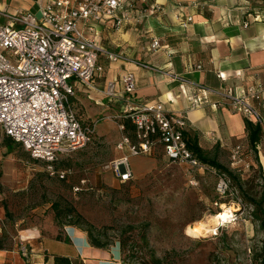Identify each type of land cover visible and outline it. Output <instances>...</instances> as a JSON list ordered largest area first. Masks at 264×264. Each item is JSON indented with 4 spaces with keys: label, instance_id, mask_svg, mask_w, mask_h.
<instances>
[{
    "label": "rangeland",
    "instance_id": "obj_1",
    "mask_svg": "<svg viewBox=\"0 0 264 264\" xmlns=\"http://www.w3.org/2000/svg\"><path fill=\"white\" fill-rule=\"evenodd\" d=\"M94 99L91 91H83L71 101L81 121L95 126V134L85 148L54 163V171L70 170L64 180L49 175L44 162L32 159L0 129V248H27L25 230L47 232L70 225L106 246H119L122 264H258L255 255L264 231L251 200L264 197L259 151L245 147L243 164L236 166L231 165L230 148L211 151L210 157L246 183L240 192L236 180L225 175L231 190L222 197L216 193L220 173L169 162L158 146L152 156L137 157L142 162L131 163L132 177L122 182L105 166L122 156L116 149L121 137L135 142L134 133L119 129L125 124L118 118L120 107L106 101L97 106ZM223 206L239 216L218 227L212 216L223 212ZM200 224L214 231L198 238L187 234Z\"/></svg>",
    "mask_w": 264,
    "mask_h": 264
},
{
    "label": "built area",
    "instance_id": "obj_2",
    "mask_svg": "<svg viewBox=\"0 0 264 264\" xmlns=\"http://www.w3.org/2000/svg\"><path fill=\"white\" fill-rule=\"evenodd\" d=\"M19 2L29 3L35 10L15 6ZM161 10L159 0H0V129L3 134L32 159L44 162L49 175L66 179L70 170L54 171V163L85 148L95 134V126L83 123L72 107L75 84H80L102 94L108 102L118 104V118L130 122L134 128L135 142L123 135L116 145L123 155L105 166L122 182L132 177L130 158L151 156L156 146L172 163L216 172L203 165L187 147L185 113H173L162 103L137 100L133 73L125 72L118 80L107 81L103 89L96 85V77L104 72V61L146 67L132 61L124 52L103 46L101 26L109 24L118 31ZM175 18L181 28L193 22L191 15L176 14ZM160 47V41L152 38L150 49L155 51ZM191 69L202 71L203 67L197 64ZM171 78L182 82L184 97L187 94L183 84L194 88L195 93L189 98L190 109L205 103L212 107L222 105L246 121L264 127V74L259 71L253 73L248 84L223 90L207 89L178 75ZM211 96L217 101H210ZM119 129L126 130L124 123ZM230 160L233 166L243 164L242 145L230 149ZM217 177L216 193L222 197L231 187L224 174ZM74 191L80 188L75 187ZM238 216L237 210H228L227 217L218 221V227L237 221ZM19 252L27 256V248L22 244Z\"/></svg>",
    "mask_w": 264,
    "mask_h": 264
},
{
    "label": "crops",
    "instance_id": "obj_3",
    "mask_svg": "<svg viewBox=\"0 0 264 264\" xmlns=\"http://www.w3.org/2000/svg\"><path fill=\"white\" fill-rule=\"evenodd\" d=\"M159 2L162 4L161 12L140 23L126 25L124 31H115L109 24L101 26L103 46L124 52L132 61L146 67L104 61V72L96 77V85L103 89L107 81L118 80L125 72H131L135 76L137 100L162 103L173 113H185L186 132L197 137L199 147L208 155L218 148L231 149L238 144L243 145L244 152V148L249 147L244 117L222 105L212 107L205 103L190 109L189 98L195 93L194 88L183 84L187 94L184 97L182 82L173 81L171 76L178 75L207 89L223 90L248 84L255 71L264 74V0ZM15 6L32 8L23 2L15 3ZM176 14L191 15L193 22L181 28ZM152 38L161 44L155 51L150 49ZM197 64L202 65V71L191 69ZM83 91L89 90L75 84V96ZM92 95L99 100L94 99L97 106L106 101L107 105L119 108L118 104L108 102L100 93L92 92ZM209 99L217 101L215 96ZM262 131L258 151L264 169L261 155L262 151L264 153V127ZM141 162V159L131 158L133 166ZM24 233L26 235L22 239L28 244L26 258L22 257L18 247L0 248V264H54L55 257L68 258L70 264H122L119 246L95 247L87 233L74 226L66 225L61 230L47 229V232L34 228Z\"/></svg>",
    "mask_w": 264,
    "mask_h": 264
},
{
    "label": "trees",
    "instance_id": "obj_4",
    "mask_svg": "<svg viewBox=\"0 0 264 264\" xmlns=\"http://www.w3.org/2000/svg\"><path fill=\"white\" fill-rule=\"evenodd\" d=\"M77 116H78V114H77ZM78 118H79V116H78ZM83 123L90 124L91 122L84 121ZM124 125H125V127H127V129H131L133 131V133H134V128L132 127L130 122L125 121ZM245 129H246V133H247V139H248V142H249V147L251 148V150L256 152L257 151V147L261 144V138H262V135H263L262 127L260 125H254L251 122L246 121ZM184 138H185L187 147L190 149V151L193 153V155L203 165H206L211 170L217 171L220 174L227 175V176L231 177L232 179L236 180L237 189L240 192H244L245 191L243 189V185H245L246 183L243 184L240 181V179L238 177L234 176L232 174V172L226 166H224L220 162H218L215 157H210L206 152H204L199 147L198 140H197V137L195 135L185 132L184 133ZM8 139H10V138H8ZM10 140H12V139H10ZM133 158H137V157H133ZM255 160L257 161L256 158H255ZM129 167H130V171H131V175H132L131 158H130V161H129ZM261 168H262V166L260 164L259 165V169L257 170L260 175H261V170H260ZM251 205L254 206L255 215H257V219L260 222L261 229L264 231V197L261 198L260 200L252 199L251 200ZM87 235H88V238L90 240V243L93 246L100 247V248L106 247L105 244H103L97 237L93 236L91 233H89ZM255 260H257L259 262L258 264H264V241L262 242L261 250L255 255ZM54 264H70V261L68 260V258L55 257L54 258Z\"/></svg>",
    "mask_w": 264,
    "mask_h": 264
},
{
    "label": "bare ground",
    "instance_id": "obj_5",
    "mask_svg": "<svg viewBox=\"0 0 264 264\" xmlns=\"http://www.w3.org/2000/svg\"><path fill=\"white\" fill-rule=\"evenodd\" d=\"M223 212H220V214L216 215V216H212L213 217V221H219L220 219H225L228 215V210H231V208H225L223 206ZM214 231V229L209 230L207 225H198V226H193V227H189L187 229V234L198 238V237H202L203 236V232H212Z\"/></svg>",
    "mask_w": 264,
    "mask_h": 264
}]
</instances>
